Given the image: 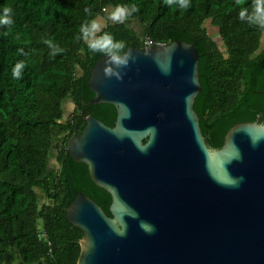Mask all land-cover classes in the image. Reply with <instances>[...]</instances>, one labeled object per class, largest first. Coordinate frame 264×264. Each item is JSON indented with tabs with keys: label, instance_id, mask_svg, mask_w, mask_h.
Wrapping results in <instances>:
<instances>
[{
	"label": "trees",
	"instance_id": "trees-1",
	"mask_svg": "<svg viewBox=\"0 0 264 264\" xmlns=\"http://www.w3.org/2000/svg\"><path fill=\"white\" fill-rule=\"evenodd\" d=\"M5 5L13 23L0 24V264H78L84 233L67 210L80 192L112 217L111 193L69 150L87 117L114 127L118 116L113 104L91 103L89 81L106 53L89 49L82 26L103 19L96 36L123 41L124 53L146 48L148 38L155 47L194 44L202 85L194 111L211 149L222 148L236 124H264V27L249 19L254 0H190L186 9L178 0H0V17ZM117 6H129L123 22L111 19ZM134 20L144 34L127 22ZM68 100L74 111L65 121ZM56 128L63 133L57 143ZM54 150L60 170L52 184L47 174Z\"/></svg>",
	"mask_w": 264,
	"mask_h": 264
},
{
	"label": "water",
	"instance_id": "water-1",
	"mask_svg": "<svg viewBox=\"0 0 264 264\" xmlns=\"http://www.w3.org/2000/svg\"><path fill=\"white\" fill-rule=\"evenodd\" d=\"M129 51L122 79L104 74L105 54L89 81L115 126L89 116L69 143L113 198L112 217L82 192L68 208L84 233L78 264H264V124H236L211 149L194 111L195 45Z\"/></svg>",
	"mask_w": 264,
	"mask_h": 264
},
{
	"label": "clouds",
	"instance_id": "clouds-1",
	"mask_svg": "<svg viewBox=\"0 0 264 264\" xmlns=\"http://www.w3.org/2000/svg\"><path fill=\"white\" fill-rule=\"evenodd\" d=\"M166 3L171 4L172 0H166ZM179 6L182 9L190 7V0H178ZM237 3L240 4L241 0H237ZM135 7L131 8V11H136ZM11 8L7 5L4 6V15L0 17V24L11 25L13 23L11 19ZM130 13L129 6H117L116 10L111 13V19L114 22H123ZM247 15V10H242L241 18ZM250 20L253 21V24H259L264 27V0H254V12L252 13ZM100 31V25L93 21L90 25H84L81 28L82 38L88 43V47L93 52L99 51L106 53L110 59L106 61V66L104 68V74L107 77L116 76L117 79H122L119 73L115 69L121 67H127L128 61L132 60L135 62L136 58L129 51L124 53L125 43L123 41H116L114 37L108 33H104L101 36H96V33ZM79 39V37H78ZM49 43L50 41H45ZM57 52L62 51V49L57 48ZM55 54V53H54ZM123 55V59L121 58ZM23 67V62H20L13 69V76L16 78L20 77V71Z\"/></svg>",
	"mask_w": 264,
	"mask_h": 264
},
{
	"label": "rangeland",
	"instance_id": "rangeland-1",
	"mask_svg": "<svg viewBox=\"0 0 264 264\" xmlns=\"http://www.w3.org/2000/svg\"><path fill=\"white\" fill-rule=\"evenodd\" d=\"M110 12V11H109ZM114 12V11H113ZM111 10V13H113ZM131 27L135 28L136 30H138V32L140 34H144L145 32V27H142L141 25H139V23L137 21H127ZM97 23L100 25V29L101 27L104 26L105 21H103V19H99L97 21ZM74 111V105L72 104V102L70 100H68L64 106V120L66 121L67 119H69V117L71 116V114ZM55 137H56V143L62 140L63 137V133L60 131L59 128L55 129ZM59 165L57 162V152L56 150H54L52 152V157L50 159V168L47 174V179L49 180L50 183L54 184L56 177L59 174ZM38 192L40 193V199L42 202H48L47 196L43 194V192L41 190H38Z\"/></svg>",
	"mask_w": 264,
	"mask_h": 264
},
{
	"label": "built area",
	"instance_id": "built-area-1",
	"mask_svg": "<svg viewBox=\"0 0 264 264\" xmlns=\"http://www.w3.org/2000/svg\"><path fill=\"white\" fill-rule=\"evenodd\" d=\"M145 44H146V47H153L154 46L153 41L151 39H149V38L146 39Z\"/></svg>",
	"mask_w": 264,
	"mask_h": 264
}]
</instances>
